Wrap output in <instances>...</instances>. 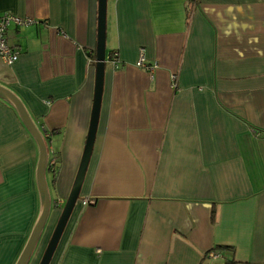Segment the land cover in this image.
<instances>
[{"label": "crops", "instance_id": "1", "mask_svg": "<svg viewBox=\"0 0 264 264\" xmlns=\"http://www.w3.org/2000/svg\"><path fill=\"white\" fill-rule=\"evenodd\" d=\"M0 13L33 20L9 29L20 56L0 59V85L48 150L40 264L91 125L98 0H0ZM39 162L0 98V264L17 263L40 214ZM225 246L264 264V0H108L98 133L51 264H225Z\"/></svg>", "mask_w": 264, "mask_h": 264}, {"label": "water", "instance_id": "2", "mask_svg": "<svg viewBox=\"0 0 264 264\" xmlns=\"http://www.w3.org/2000/svg\"><path fill=\"white\" fill-rule=\"evenodd\" d=\"M107 8L108 0H98V41L96 50V83L95 98L91 125L87 137L86 147L78 170V174L71 190L66 204L63 208L60 219L55 227L53 235L49 241L46 251L41 259L40 264H51L56 254L62 237L67 229L71 216L76 208L77 203L81 199L82 187L87 175L95 141L98 133L100 113L104 92V80L106 69V32H107ZM0 98L10 103L20 115L24 125L31 135L37 141L40 148V162L38 166V184L40 189L41 208L37 221L32 229L30 237L16 264H29L36 249L38 248L44 230L46 228L51 213V197L46 182V170L48 164V150L42 132L35 125L26 110L20 98L8 88L0 85Z\"/></svg>", "mask_w": 264, "mask_h": 264}, {"label": "built area", "instance_id": "3", "mask_svg": "<svg viewBox=\"0 0 264 264\" xmlns=\"http://www.w3.org/2000/svg\"><path fill=\"white\" fill-rule=\"evenodd\" d=\"M33 23L32 19L29 18H21L16 15L10 14V13H0V59L7 65V66H13L19 59L20 52L12 47L8 42V32L9 29L12 26L15 27H23L27 26ZM118 56L117 53L114 52L110 60L115 65L116 68H118ZM137 66L140 68H146L150 71L155 69L157 66L154 67H148L146 65V56H145V50L142 48L140 50V58L137 63ZM54 165V163L52 164ZM95 202L90 200H84L83 205L87 206L89 204L93 205ZM211 258H218V255L211 254Z\"/></svg>", "mask_w": 264, "mask_h": 264}, {"label": "trees", "instance_id": "4", "mask_svg": "<svg viewBox=\"0 0 264 264\" xmlns=\"http://www.w3.org/2000/svg\"><path fill=\"white\" fill-rule=\"evenodd\" d=\"M112 54H113V53H112ZM218 249H221V250H223V251L232 252V254H231L232 258H231L230 260L226 261L225 264H238V263L236 262L235 258H234V253H233V248H232V247H227V246H225V247H218Z\"/></svg>", "mask_w": 264, "mask_h": 264}, {"label": "rangeland", "instance_id": "5", "mask_svg": "<svg viewBox=\"0 0 264 264\" xmlns=\"http://www.w3.org/2000/svg\"><path fill=\"white\" fill-rule=\"evenodd\" d=\"M42 240V239H41Z\"/></svg>", "mask_w": 264, "mask_h": 264}]
</instances>
